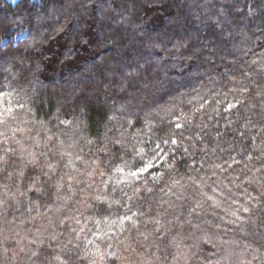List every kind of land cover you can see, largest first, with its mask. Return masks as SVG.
<instances>
[{
	"label": "clouds",
	"instance_id": "9594fccd",
	"mask_svg": "<svg viewBox=\"0 0 264 264\" xmlns=\"http://www.w3.org/2000/svg\"><path fill=\"white\" fill-rule=\"evenodd\" d=\"M0 264H264V0H0Z\"/></svg>",
	"mask_w": 264,
	"mask_h": 264
}]
</instances>
